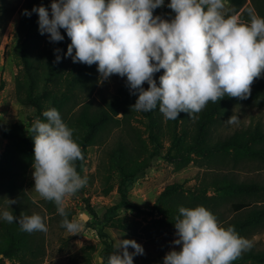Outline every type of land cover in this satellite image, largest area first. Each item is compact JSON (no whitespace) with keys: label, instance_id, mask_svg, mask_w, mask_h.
<instances>
[{"label":"rangeland","instance_id":"obj_1","mask_svg":"<svg viewBox=\"0 0 264 264\" xmlns=\"http://www.w3.org/2000/svg\"><path fill=\"white\" fill-rule=\"evenodd\" d=\"M52 2L0 0V213L9 210L17 217V223L0 219V240L7 225L20 226L21 215L39 214L47 225L46 232L32 233L38 243L35 255L10 258L0 253V264H101L102 259L106 264L105 239L112 242L114 251H122L115 249L121 239H134L141 244L144 254L134 256V264H164L167 253L182 247L173 243L178 238L174 224L180 215L179 208L197 206L210 210L223 227L233 225L235 218L243 222L244 226L236 231L250 240L252 247L233 264H264V214H260L264 210V90L244 100L225 96L211 118L207 117L212 109L209 103L194 120L182 112L177 120L166 121L158 108L151 112H120L101 129L99 142L86 148L81 176L86 175L88 183L66 202L69 220L80 219L81 213L88 214V219L82 220V231L72 235L61 227L63 218L55 210V203L41 199L32 190L34 141L28 129L35 119L44 120L42 113L49 108H56L66 122L87 102L92 103L91 110L106 107V100L119 94L127 78L113 75L102 80L97 65L86 82H80L74 92H69L75 64L66 55L70 41L52 80H46L48 62L57 43L50 42L48 34L41 35L38 13L27 16L23 12L38 3L51 16ZM170 2L165 0L153 15L174 18L175 13L167 7ZM230 9L227 0L225 15H237L241 22L248 23L250 14L264 17V0H246L232 13ZM61 34L64 36L66 31L61 29ZM31 73L36 77V91L42 93L40 111L28 94L27 75ZM161 75L163 70L155 74L158 84ZM263 78L264 73L254 81L252 90ZM143 87L148 89L147 82ZM90 89L93 90L89 95ZM233 114L240 117L239 122L226 123ZM17 122L22 124L25 137L11 140L1 135L3 130L11 132ZM149 122L163 145L159 156H150L153 143ZM242 134L249 138L247 145L222 147V141ZM123 136L135 145L122 160L126 172L132 174L138 162L148 161V167L125 182L109 154ZM225 175L227 181L241 183L242 187H223L221 180ZM10 180L16 186L8 185ZM121 182L128 187V205L111 209L123 199ZM9 200L17 203L10 205ZM234 202H249L251 207L235 212ZM254 206L259 212L252 211L249 219ZM99 227H103L108 238L101 237ZM134 251L129 248V252Z\"/></svg>","mask_w":264,"mask_h":264},{"label":"clouds","instance_id":"obj_2","mask_svg":"<svg viewBox=\"0 0 264 264\" xmlns=\"http://www.w3.org/2000/svg\"><path fill=\"white\" fill-rule=\"evenodd\" d=\"M165 0H53L51 16L44 6L38 13L41 35L50 42H61L64 29L70 38L66 55L74 63L98 65L102 80L113 75L127 78L130 93L138 94L131 111L151 112L158 108L166 121H175L180 113L196 119L211 103L225 96L244 100L251 95L254 81L264 73V17L250 14L243 23L237 15L226 16L227 0H171L167 5L175 13L171 20L154 16ZM75 54L73 55V51ZM55 63L61 61V49L54 50ZM163 70L159 84L155 74ZM147 82L148 89L143 85ZM28 132L34 141L32 175L34 188L43 200L54 202L63 218L61 227L72 235L80 234L82 220H69L68 198L86 187L88 177L81 176L77 161L85 159L74 129L62 119L56 108L43 111ZM232 115L226 123L236 124ZM10 205L17 203L9 200ZM175 221V245L164 257V264H233L252 243L241 237L234 226L223 227L206 207H180ZM0 219L17 223L12 211L3 210ZM22 231L46 232L39 214L21 215ZM134 252H129V248ZM106 264H134V256L144 248L134 239H121ZM101 264H105L103 259Z\"/></svg>","mask_w":264,"mask_h":264},{"label":"trees","instance_id":"obj_3","mask_svg":"<svg viewBox=\"0 0 264 264\" xmlns=\"http://www.w3.org/2000/svg\"><path fill=\"white\" fill-rule=\"evenodd\" d=\"M230 1V10L232 13L233 11L239 9L246 0H229ZM35 7H38L39 4L35 3ZM25 10H28V8H25ZM32 9H29L28 11L31 12ZM64 40L61 42H58L54 47L53 50L59 48L61 49V52L59 53L60 56H62V53L68 43L71 41L70 38H68L67 33L64 35ZM56 60V53L53 51L52 58L48 62L49 70L47 73L46 80L51 81L54 75V72L56 68L58 67L59 63H55ZM26 68L30 69V64H27ZM97 68L96 64H93L92 66H88L82 63H75L72 71V77L69 81L68 85V91L74 92L76 90V87L79 86V83L86 82V79L89 75H91L92 71H94ZM30 74V72L28 73ZM29 79V96L31 98L32 104L40 111L43 107L42 104V93L37 92V82L36 77H34L31 73V75H27V80ZM93 89H90L89 95L92 93ZM264 90V78L262 80H258L256 83V87L251 90V96H257L259 93ZM138 99V94L133 95L130 93V89L126 85H122V87L119 89V94H114L109 100H106L107 106H100L97 110H91L92 103H85L83 104L73 115H71L66 120V124L74 129V138L77 140L78 144L80 145L83 154L86 151V148L91 145L99 142V136L101 133V129L106 125L109 121H111L114 117H116L120 112H123L124 114L131 111V106L135 104V100ZM235 100H239V98H232ZM209 105L212 106V109L207 113V117L211 118V116L217 111L218 103H211L209 102ZM24 131V128L21 123H15L12 127L11 132H7L3 130L1 132V135L5 138L16 139L19 137H25L22 133ZM17 132V133H16ZM148 132H149V138L151 142L153 143V150L150 153V156H159L162 153L163 145L158 141L156 135L154 134V129L152 122L148 123ZM18 134V135H16ZM124 138H120L118 145L114 147L110 151V156L120 171L122 175V181L125 182L127 179L131 178L132 175H134L139 170L148 167V161H141L138 162L135 166L134 172L132 174L126 172L124 166L122 165V160L125 158L127 153L131 148H134L135 145H133L132 141ZM248 139H245V134L242 135H234L229 140L222 141V147L228 148L230 146H235L238 144L237 147H243L248 144ZM25 141V139L23 140ZM236 147V146H235ZM76 168L79 174L81 175L83 168H84V160L83 161H77L76 162ZM227 175L224 176V178L221 180L222 186L226 188H239L242 187L241 183H235L232 180L227 181L225 178ZM16 182L13 180H10L8 185L16 186ZM127 188L123 185L121 182L120 184V191L123 196V199L121 202L117 205H114L111 209L118 208L122 205L127 206ZM20 206H23V203L20 204ZM49 209H51L50 205H47ZM232 206L235 210V212H240L245 210L246 208L251 207V203L249 202H234L232 203ZM257 207L254 206V210L252 209L249 216L247 218L252 217V211L257 210ZM109 209V210H111ZM57 210V207L56 209ZM259 212V211H255ZM260 214H264V210H260ZM70 216H68L69 218ZM235 222L233 225L235 230H238L243 225V222L241 219H234ZM99 234L101 237L108 238V234L104 231L103 227H99ZM6 232L2 234V239L0 240V253H3L6 257L14 258L16 256H19L20 254L25 255H35L37 253L38 243L37 240L34 238V235L31 233H27L21 230L20 226H14V225H7L5 228ZM106 245V251L105 255L108 258L109 255H111L114 252V247L112 242L105 239L104 242ZM252 257H256L253 255ZM258 258H261V256H258ZM262 259L264 260V255L262 256Z\"/></svg>","mask_w":264,"mask_h":264}]
</instances>
